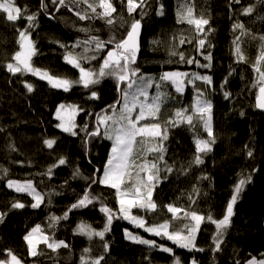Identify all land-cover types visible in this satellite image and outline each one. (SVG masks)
I'll list each match as a JSON object with an SVG mask.
<instances>
[{
  "label": "trees",
  "instance_id": "trees-1",
  "mask_svg": "<svg viewBox=\"0 0 264 264\" xmlns=\"http://www.w3.org/2000/svg\"><path fill=\"white\" fill-rule=\"evenodd\" d=\"M88 2L95 3V0ZM43 3L46 8H41V0H15L22 9L20 19L15 22L7 21L6 14L0 12V213H7L0 223V259H9L7 250L23 264H83V261L92 264L100 256L104 257L101 264H175L177 258L180 264H192V261L196 264H248L253 258H263L264 113L256 107L259 85L253 65L264 45L261 40L264 37V4L257 0H239V3L235 0H145L142 9L137 8L129 14L126 0H113L117 9L116 22L109 26L104 19H79L76 12L94 17L83 0L79 3L65 0L66 6L58 2L53 4L52 0H43ZM161 5L163 15L159 14ZM185 5L193 6L197 17L209 19L204 36H200L194 26L178 22L177 12ZM250 6L253 12L245 14L244 10ZM35 13H38L36 26L29 29L38 49L32 59L34 67L73 81L79 79V70L65 62L69 51L89 58L95 55V60L82 59L80 62L85 69L99 68L107 52L114 49V43L97 52L94 44L83 42L92 37L102 41L114 37L115 41H120L130 30L131 23L140 21V50L132 67L139 68L142 76L152 79L150 92L155 91L156 84L161 85L159 90L165 102L160 120L156 122L161 123L162 128L167 127L168 139L162 142L166 149L164 162L159 164L160 181L152 196L157 208L155 211L134 208L132 214L142 217L145 227L168 222L170 232L183 230L190 221L174 219L167 210L168 205L204 216L206 219L195 241L197 248L203 251L180 248L167 237L156 236L123 218L113 219L103 240L77 233L81 223L91 225L96 231L104 229L107 220L100 211L102 205L112 209L116 217L121 216L115 190L99 183L112 141L90 133L97 127L98 116L110 114V105L118 108L122 84L118 85L114 77H105L97 85L84 88L75 84L65 92L30 73L13 75L8 72L6 65L14 63L12 56L19 50V31L28 26L26 16ZM237 23L244 25L243 30L234 27ZM182 38L185 39L183 45L180 44ZM199 38H206L203 49H198ZM189 40L191 43L187 42ZM78 42L80 46L75 47ZM234 42L239 44L244 61L238 60ZM246 45L248 49L244 50ZM85 47L92 50L85 53ZM172 51L177 55H170ZM180 53L185 59L194 58L183 93L176 92L171 83L160 80L165 72L187 69L179 59ZM209 53L211 67L198 66L196 61L199 65L209 63L204 59ZM261 67L264 70V62ZM193 73L210 76L212 83L196 80L193 87L188 83ZM26 83L33 85L32 92H28ZM93 91L98 99L91 98ZM198 92L203 93L201 99L212 104V137L208 136L203 121L196 118L194 126L186 123L178 127L165 125L176 110L186 108L191 115ZM225 93L229 94L227 98ZM61 104L81 109L74 118L75 136L57 127L60 121L56 119V110ZM100 131L103 133L102 125ZM213 138L215 142L210 152L197 153V139L211 141ZM48 139L55 140L52 148L45 144ZM197 155L201 156L203 164L194 163ZM62 158L66 163L58 165ZM152 158L149 155L148 159ZM167 167L172 168L170 173ZM49 168H52L51 175ZM248 177H251L250 182L233 206L230 226L224 232L220 251H216L217 229L207 217L222 219L239 180ZM9 181L31 182L43 196V202L38 208H32L30 205L35 202L32 196L9 188ZM86 191L98 199L88 207L69 211ZM15 202L25 207L13 209L11 205ZM65 212H68L66 220L58 223L51 220L52 216L60 217ZM37 225L42 234L49 237V242L63 241L68 247L53 251L43 243L37 249L42 254L32 257L24 237ZM126 232L154 241L157 247L135 243L126 237ZM161 247L171 248L172 253L161 251Z\"/></svg>",
  "mask_w": 264,
  "mask_h": 264
},
{
  "label": "snow or ice",
  "instance_id": "snow-or-ice-1",
  "mask_svg": "<svg viewBox=\"0 0 264 264\" xmlns=\"http://www.w3.org/2000/svg\"><path fill=\"white\" fill-rule=\"evenodd\" d=\"M52 2L53 4L58 2L60 6H66L65 0H52ZM74 2L79 3L80 0H74ZM122 2H124V0H122ZM235 2L239 3V0H235ZM83 3L88 5V8L94 14V17H89L87 13L81 14L80 12H76L79 19L85 20L98 18L104 19L106 24L109 26L115 24L116 21L114 19V13H116L117 9L113 4V0H95V3H89L88 0H83ZM257 3L264 4V0H257ZM144 5L145 0H126V7L129 14L135 12L137 8L142 9ZM40 6L41 8H46L43 0H41ZM98 8L100 11H97ZM0 12L6 14L7 21L15 22L20 19L22 9L15 4V0H0ZM244 12L245 14L252 13L253 7H247ZM159 14L163 15L162 5ZM37 16L38 13L26 16L28 26L24 30L19 31L17 41L19 50L12 56L14 63H8L6 65L8 72L13 75H26L30 73L37 76L41 80H46L51 87L62 89L65 92L71 90L75 84L82 85L84 88H89L90 86L99 84L105 77H114L118 85L126 84V88L131 90L121 92L123 104L119 111H117L115 105H110V115L104 114L97 117V127L90 133L91 136L103 135V138L112 141L110 156L106 162L103 176L99 183L115 190V195L117 196L120 206L119 212L121 216L116 217L112 209L102 205L100 207V211L105 214L107 220L104 229L102 231H96L91 227V225L81 223L76 230L77 233L85 235L89 239H92L95 236L103 240L105 233L110 230L113 219L123 218L129 220L137 227L144 228L145 231L156 236L167 237L168 240H171L180 248H185L189 251H203V249L197 248L195 241L196 235L200 230V225L206 219L204 216L199 215L196 212H188L173 205H168L167 210L173 214L174 219L181 218L180 214L183 213V218L189 219L190 221L184 225L183 230L170 232V224L168 222L162 223L158 226L145 227L146 221L142 217L132 214V210L134 208L146 211H155L157 208V204L153 201L152 196L156 184L160 181L161 169L159 164L164 162V153L166 149L163 147L162 142L168 139L167 127L162 128L161 123L156 122L160 120L161 107L165 102L164 99H162L163 94L157 91V94L150 98L148 89L152 87V79L142 76L139 68L132 67V65L136 64L137 55L140 49V21L134 20L130 25V30L126 33L125 38L120 41H115L114 37L108 41H102L98 37H92L90 40L83 42L85 45L94 44L95 51L97 52L105 49L108 44L114 43V49L107 52L106 58L103 60L98 71L85 69L80 62L82 59L95 60L97 59L95 55L89 58L86 55H74L69 51L64 57L65 62L73 68L79 70V79L73 81L67 78L54 76L47 71L34 67L32 59L37 55L38 49L36 48L35 41L31 38L29 29L36 26L35 21ZM177 16L179 23H187L188 25L194 26L195 31L200 36L205 35V26L209 25L210 21L203 16L197 17L194 14L193 6L185 5L177 12ZM234 27L243 30L244 25L237 23ZM81 31H87V29H81ZM242 34H244L243 31ZM238 39L239 38H237V40ZM261 40H264V37H261ZM187 42L191 43L190 40ZM184 43L185 39L182 38L180 40V44L183 45ZM205 43L206 38H199L198 49H203ZM60 46L65 47L63 44ZM79 46L80 43L78 42L75 47ZM90 50L92 49L88 47L84 48L85 53ZM235 53L238 60H245L238 43H236ZM170 55L175 56L177 53L172 51ZM179 59L181 61H185L183 53L179 54ZM204 59L209 61V63L206 65H199V62L196 61L197 65L210 68L212 60L211 54L209 53L208 55H205ZM186 62L188 64H192L194 62V58L187 59ZM262 62H264V45L261 46L260 54L253 65L254 70L257 73V84L259 85V95L256 98L257 107L264 109V70H262L261 67ZM188 76L189 74L184 72H165L160 77V80L171 81L172 84L175 85L176 92L183 93L185 80ZM196 80H202L207 84L212 83V78L210 76H200L195 73L192 74L191 79H188V83L193 84V87H195L194 82ZM25 87L28 92H32L34 90L33 85L30 83H26ZM160 87V84H156L157 89ZM228 95V93H225L226 98ZM202 96V92L197 93L193 113L191 115L187 114L188 109L186 108L176 110L174 117L166 120L165 125L178 127L181 123H186L189 126H194L193 121L194 118H196L203 121V126L207 131L208 136L212 137V104L210 101L201 99ZM91 98L98 99L99 97L97 93L93 91L91 93ZM117 103H119V101ZM79 111H81V109L77 106L66 107L64 104L59 105L56 110V119L59 120L60 123L57 127L73 136L77 135L76 131H74L76 128L74 117ZM143 121L148 122L142 123ZM100 125H103V133L100 131ZM214 142V138L211 141L197 139L195 141L197 153L210 152L212 150L211 145ZM45 144L48 148H52L55 144V140H45ZM149 155H152L153 157L151 160L148 159ZM248 155L251 156L252 152L249 151ZM65 163V159L62 158L59 160L58 165H63ZM194 163L199 165L203 164L204 161L200 155H197ZM58 165H54L53 167ZM3 171L6 172L7 170ZM166 171L170 173L172 168L167 167ZM51 173L52 168H49L48 174L51 175ZM76 174L79 175L78 170ZM250 179L251 177L241 178L239 180V183L234 189V194L227 205L226 214L222 219L215 220L211 216L207 217V220L212 224H215L217 229L216 236L214 237L216 251H220V246L223 243L224 232L230 226L231 217L233 215V206L236 204L237 199L243 191L246 183L250 182ZM95 182L96 181L93 180V183ZM7 186L14 189L16 192H27L31 195L35 201L30 205L32 208H38L43 202V196L35 190L31 182L20 183L18 181H9ZM96 199L98 198L90 196L86 191L85 195L77 203L71 205L69 211L72 209L88 207L93 204ZM11 207L13 209H22L25 205L20 202H15L11 205ZM6 215L7 213H0V223H3ZM67 218L68 212H65L64 215L60 217L52 216L51 220L58 223L60 220H66ZM54 226L55 223L53 224V227ZM41 233L42 229L39 225H37L28 235L24 237V240L29 248V254L32 257L42 254L37 250V246L40 242H43L53 251H56L61 247H68V245L63 241L53 240L52 242H49V237ZM126 237L135 243L149 245L153 248L157 247L154 241L142 239L128 232H126ZM160 250L172 253L171 248L161 247ZM85 251L87 252L88 249H85ZM6 255L9 259H0V264H23V262L15 254H13L11 250H7ZM103 259L104 257L100 256L98 259H95L92 264H101ZM83 264H87V261H83ZM175 264H180L179 258L176 259ZM192 264H196V262L192 261ZM248 264H264V259L257 261L253 258L248 262Z\"/></svg>",
  "mask_w": 264,
  "mask_h": 264
},
{
  "label": "rangeland",
  "instance_id": "rangeland-1",
  "mask_svg": "<svg viewBox=\"0 0 264 264\" xmlns=\"http://www.w3.org/2000/svg\"><path fill=\"white\" fill-rule=\"evenodd\" d=\"M248 49V45H246V47L244 48V50H247ZM191 59V58H190ZM187 59H185V61H182V63H183V67L185 66V67H187V69H184V70H177L178 72H184V73H188L189 74V68L191 67V65L192 64H188L187 62ZM98 67L96 68V69H94V71H98ZM187 70V71H186ZM177 71H173V72H177ZM166 82H169V83H171V85L173 86V87H175V85L174 84H172V82L171 81H166ZM185 84H186V82H185ZM121 88H122V90H121V92L122 91H131V90H128L127 88H126V84H122L121 85ZM184 89H185V86H184ZM157 91H159L160 93H161V91L159 90V89H157V88H155V91L154 92H150V88H149V91H148V93H149V97L151 98V97H153V96H155L156 94H157ZM184 92V91H183ZM120 99V102H119V105H118V108H117V111H119L120 110V108L122 107V104H123V101H121L122 100V97H120L119 98ZM119 99H118V101H119ZM141 99H143V98H141ZM110 114H111V112H110ZM109 114V115H110ZM75 118V117H74ZM74 122H75V120H74ZM102 128H103V125H102ZM74 131H75V129H74ZM34 187V186H33ZM181 219L182 220H185V221H188L189 219H186V218H183V216H181ZM42 234V233H41ZM37 235H40V234H37ZM93 238H98V237H93ZM43 244V242H40L39 244H38V246H37V249H38V247L40 246V245H42ZM257 261H259V260H261V259H264V257L263 258H260V259H257V258H255Z\"/></svg>",
  "mask_w": 264,
  "mask_h": 264
},
{
  "label": "water",
  "instance_id": "water-1",
  "mask_svg": "<svg viewBox=\"0 0 264 264\" xmlns=\"http://www.w3.org/2000/svg\"><path fill=\"white\" fill-rule=\"evenodd\" d=\"M141 33H142V27L140 29V36H139V45H140V42H141ZM140 50V49H139ZM258 95H259V92H258ZM256 107H257V100H256ZM258 111L261 112V113H264V109H261L259 107H257Z\"/></svg>",
  "mask_w": 264,
  "mask_h": 264
}]
</instances>
